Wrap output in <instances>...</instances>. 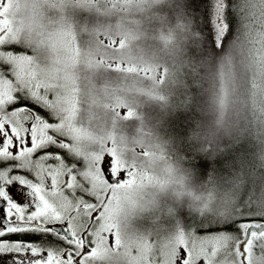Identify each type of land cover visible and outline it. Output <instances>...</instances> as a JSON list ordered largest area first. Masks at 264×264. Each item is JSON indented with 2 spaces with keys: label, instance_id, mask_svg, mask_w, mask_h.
Returning a JSON list of instances; mask_svg holds the SVG:
<instances>
[{
  "label": "rangeland",
  "instance_id": "1",
  "mask_svg": "<svg viewBox=\"0 0 264 264\" xmlns=\"http://www.w3.org/2000/svg\"><path fill=\"white\" fill-rule=\"evenodd\" d=\"M181 3V0H23L34 10L25 20L16 15L22 8V0H3L4 18L10 23L15 41L29 54L35 79L50 94L52 114L64 122L63 135L68 138L70 148L76 150L71 154L82 161L70 175L80 177L77 183L91 190L92 177L102 176L100 165L106 155L112 157L118 171L122 169L121 182L129 172H135L130 189L121 188L116 181L98 185L96 206L104 205L114 211L102 236L95 235L100 225L92 229L93 240L99 239L108 254L103 259L93 258L94 248L88 264H166V253L182 236L194 240L211 264L264 263V231L249 234L251 243L245 241L243 259L237 250L242 239L239 233L238 239L232 234H224L223 239L212 233L194 235L191 229L184 234L183 217L176 214L177 208L169 210L168 206L201 208L209 197L196 201V194L184 189L177 173L153 165L150 158L136 164L132 158L120 154H134L137 148L133 136L110 118L112 107L108 97L121 100L126 87L120 76L111 79L107 68L129 70L131 64V69L138 71L137 59L153 55L144 42L141 25L153 15L167 14L173 5L176 10ZM252 5L256 26L247 47L248 98L254 113L263 117L264 0H256ZM130 89L134 91L133 86ZM245 96V86L234 89V111L245 109ZM126 110L125 106L117 107L120 114ZM242 128L246 130L245 126ZM83 173L91 175L85 177ZM225 182L230 184L227 179ZM241 183L235 185L237 190ZM113 190L119 195L118 204ZM67 195L74 199L71 190ZM79 197L76 192L75 198ZM261 205L264 202L249 206L254 210ZM100 224H105V220Z\"/></svg>",
  "mask_w": 264,
  "mask_h": 264
},
{
  "label": "trees",
  "instance_id": "2",
  "mask_svg": "<svg viewBox=\"0 0 264 264\" xmlns=\"http://www.w3.org/2000/svg\"><path fill=\"white\" fill-rule=\"evenodd\" d=\"M181 1L176 10L173 5L167 14L153 15L141 25L144 42L153 55L137 59L138 71L132 70L131 64L129 70L107 68L109 77L120 76L126 87L121 100L108 97L107 101L116 109L110 108V118L133 136L137 148L134 154L119 151L121 155L136 164L150 158L153 165L177 173L184 189L196 194V201L209 197L201 208L168 206L169 210L177 208L176 214L183 217L182 232L191 229L194 235L220 236V232L195 230L218 227L224 219L241 215H264V205L254 210L249 206L264 202V113L263 117L255 114L248 98L247 47L251 38L246 36L249 29L245 25L255 27L256 22L239 7L233 9L236 24L232 35L222 49L213 51L201 30V12L191 7L189 0ZM252 4L256 0H251V12ZM211 7L209 0L210 15ZM229 55L233 57L231 70L227 65ZM240 86L246 90L242 112L233 110L234 89ZM222 88L226 90L223 107ZM120 106H125L127 112H117ZM72 156L73 162L82 163L78 156ZM201 159L208 161L206 171L197 166ZM79 163L74 164L76 170ZM77 196H81L79 191ZM84 198L89 200L91 196ZM224 234L239 237L235 232Z\"/></svg>",
  "mask_w": 264,
  "mask_h": 264
},
{
  "label": "snow or ice",
  "instance_id": "3",
  "mask_svg": "<svg viewBox=\"0 0 264 264\" xmlns=\"http://www.w3.org/2000/svg\"><path fill=\"white\" fill-rule=\"evenodd\" d=\"M189 4L201 12V30L213 51L222 49L232 35L236 24L233 9L239 7L250 20L255 15L249 9L251 0H212L211 15L209 0H189ZM5 7L0 0V264H88L94 248L93 258L103 259L108 250L99 239L93 240L92 229L100 225L95 235L102 236L114 209L96 206L98 185L116 181L121 188L130 189L135 172L121 182L122 169L118 171L112 157L106 155L100 165L102 176L92 177L91 190L77 183V175H70L76 172L71 167V153L76 150L63 135L64 122L52 114L51 96L35 79L29 54L15 41L4 18ZM245 27L250 39L254 25ZM227 65L231 70V55ZM221 93L223 107L226 90L222 88ZM197 166L206 171L209 164L201 159ZM69 190L74 199H69ZM77 191L79 198H75ZM86 196L91 200L84 199ZM113 197L118 204L115 190ZM102 219L105 224H100ZM195 231L220 232L221 239L226 232L239 233L242 239L237 250L243 259L249 234L264 231V215H241L224 219L218 227ZM166 257V264H211L203 249L183 236Z\"/></svg>",
  "mask_w": 264,
  "mask_h": 264
},
{
  "label": "clouds",
  "instance_id": "4",
  "mask_svg": "<svg viewBox=\"0 0 264 264\" xmlns=\"http://www.w3.org/2000/svg\"><path fill=\"white\" fill-rule=\"evenodd\" d=\"M34 10L32 9L30 4H23V0H22V8L20 11H18L16 13L17 17H22L25 18V20H27V18L32 15V12Z\"/></svg>",
  "mask_w": 264,
  "mask_h": 264
}]
</instances>
